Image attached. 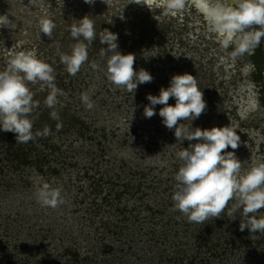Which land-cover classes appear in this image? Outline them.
<instances>
[{
    "label": "rangeland",
    "instance_id": "rangeland-1",
    "mask_svg": "<svg viewBox=\"0 0 264 264\" xmlns=\"http://www.w3.org/2000/svg\"><path fill=\"white\" fill-rule=\"evenodd\" d=\"M147 3L150 9L130 0H95L91 6L84 0H36L35 6L0 0V15L13 21L12 29L0 28V70L13 50H32L52 65L56 86L67 93L59 97L57 131L58 121L43 105L48 89L29 84L40 102L31 117L33 133L45 127L51 132L32 145L33 156H46L42 165L0 161V264H264V233L239 230L242 209L227 214L234 200L205 224L189 223L174 210V177L182 163L176 154L189 142L176 141L174 129L163 125L162 105L152 118L143 115L148 94L159 95L175 74H192L207 108L191 127L236 130L242 172L264 162V38L260 63L247 54L232 60V48H220L194 8L171 16ZM85 15L97 38L88 62L71 76L60 54L77 43L68 29ZM42 16L56 24L51 39L39 33ZM104 29L118 35V50L133 54L134 69L148 71L151 83L130 93L108 81L107 57L100 55L107 47L100 43ZM249 62L256 66L251 73ZM85 91L95 105L91 110L80 99ZM44 183L61 189L64 204L52 209L37 203ZM67 251L85 262H74Z\"/></svg>",
    "mask_w": 264,
    "mask_h": 264
},
{
    "label": "clouds",
    "instance_id": "clouds-1",
    "mask_svg": "<svg viewBox=\"0 0 264 264\" xmlns=\"http://www.w3.org/2000/svg\"><path fill=\"white\" fill-rule=\"evenodd\" d=\"M84 3L91 6L95 0H84ZM130 3L149 7L147 0H130ZM152 3L164 15L171 16L194 8L202 15L208 30L215 34L220 48H232V60L245 54L254 55L264 37V0H152ZM35 4L36 0H29V5ZM12 26L9 14L0 15V28L12 29ZM38 28L40 34L51 39L56 24L42 16ZM68 31L77 43L70 46V53L60 54V63L69 75L75 76L88 62V47L97 38L94 21L85 15ZM100 43L107 45L100 55L107 57L105 74L114 86L135 93L138 85L153 81L145 69H134L133 54H121L116 33L104 29ZM91 67L96 69L98 66L92 63ZM255 67L249 62L246 71L251 73ZM55 79V69L38 58L34 51L13 50L0 70V130L15 134L16 143L20 144L50 135L48 127L33 133L34 120L31 117L40 108V102L34 100L29 84H40L41 90L48 89L43 105L51 109L50 117L58 121L56 130L60 131L62 124L56 109L57 105L63 106L59 97L67 98V93L56 86ZM170 98L175 99L174 106L169 104ZM80 99L88 110L95 106L88 91L82 92ZM146 99L149 104L144 106V117L152 118L157 114L155 106L162 105L159 116L163 125L169 131L174 129L176 141L189 142L188 147L176 154L182 163L174 177L177 182L172 195L174 210L184 215L189 223L205 224L211 218H220L229 201L234 200L236 203L227 214L231 218L242 209L244 219L240 221L239 230L248 229L252 235L264 233V216H257L264 209V162H257L242 172V163L235 154L241 141L236 130L226 126L191 127V122L207 108L195 76L175 74L167 88L161 87L159 95L148 94ZM183 121L190 123L186 125ZM229 147L233 151H228ZM36 199L41 207L52 209L65 202L61 189L49 183L39 188Z\"/></svg>",
    "mask_w": 264,
    "mask_h": 264
},
{
    "label": "trees",
    "instance_id": "trees-1",
    "mask_svg": "<svg viewBox=\"0 0 264 264\" xmlns=\"http://www.w3.org/2000/svg\"><path fill=\"white\" fill-rule=\"evenodd\" d=\"M260 49L257 48L255 51V55L251 56V61L254 63H260ZM39 123V122H38ZM35 123V126H38L39 124ZM37 139V138H36ZM29 141L26 144H20L16 143L15 134L11 132H0V155H1V162L6 163H17L19 166H29L30 164H37L36 161H38L39 164L42 165V163L46 162V156L39 157V156H33L35 152V148L32 147L34 145V142L36 141ZM39 140V139H38ZM52 150V148H50ZM34 157L33 159L31 158ZM109 248H107V251ZM70 254V255H69ZM66 255H69L71 258L74 259V262H77V260H80L79 255L75 252L67 251ZM8 262H11V259H6ZM82 262H85L84 260H80Z\"/></svg>",
    "mask_w": 264,
    "mask_h": 264
},
{
    "label": "bare ground",
    "instance_id": "bare-ground-1",
    "mask_svg": "<svg viewBox=\"0 0 264 264\" xmlns=\"http://www.w3.org/2000/svg\"><path fill=\"white\" fill-rule=\"evenodd\" d=\"M147 1H152V0H147ZM200 15H201V14H200ZM201 16H202V15H201ZM257 27H258V26H257ZM263 38H264V37H263ZM263 38H262V39H263ZM263 42H264V40H263Z\"/></svg>",
    "mask_w": 264,
    "mask_h": 264
},
{
    "label": "flooded vegetation",
    "instance_id": "flooded-vegetation-1",
    "mask_svg": "<svg viewBox=\"0 0 264 264\" xmlns=\"http://www.w3.org/2000/svg\"><path fill=\"white\" fill-rule=\"evenodd\" d=\"M259 48V47H258ZM260 49V48H259ZM255 55V54H254Z\"/></svg>",
    "mask_w": 264,
    "mask_h": 264
}]
</instances>
